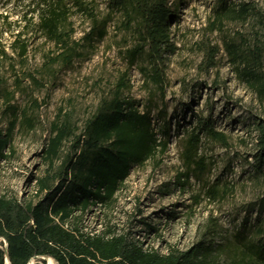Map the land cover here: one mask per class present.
Segmentation results:
<instances>
[{"label":"rangeland","instance_id":"374dc122","mask_svg":"<svg viewBox=\"0 0 264 264\" xmlns=\"http://www.w3.org/2000/svg\"><path fill=\"white\" fill-rule=\"evenodd\" d=\"M40 1L0 0V44L6 51L0 56V133L12 129L7 155L0 159V196L37 200L38 180L52 168L45 149L58 115L81 129L123 82L122 94L151 110L156 130L169 125L168 149L158 163L132 165L114 201L92 205L74 223L87 231L130 232L161 253L201 241L215 249L222 264L235 255L239 241H264V93L253 89L244 65L234 62L227 48L233 42L250 57L260 22L253 17L216 22L222 2H255L264 10V0H169L174 50L165 57L164 94L141 71L146 54L135 61L129 57L138 33L116 15L103 38L85 37L92 20L72 0L67 27L80 41L81 56L68 66L50 64L60 49L37 27ZM87 2L102 23L107 0ZM208 49L215 52L212 65L205 61ZM199 119L210 121L227 142L203 133L196 157L203 161L189 168L183 151ZM70 146L71 140L63 143L53 170ZM35 262L44 264L41 257L29 264Z\"/></svg>","mask_w":264,"mask_h":264},{"label":"trees","instance_id":"16d2710c","mask_svg":"<svg viewBox=\"0 0 264 264\" xmlns=\"http://www.w3.org/2000/svg\"><path fill=\"white\" fill-rule=\"evenodd\" d=\"M72 2L92 20V30L85 36L91 35V39L103 38L108 21L120 15L124 26L133 28L139 36L138 43L130 50V59L135 61L146 54L147 65L141 71L164 94L165 57L174 50L169 0H107V14L102 23L87 0ZM38 15L39 31L60 49L50 58V64H72L81 56V44L73 38V28L67 27L71 16L69 1L41 0ZM250 17L260 22L261 31L259 42L249 49L250 57L244 56L247 52L233 42H228L227 48L234 62L244 65L243 75L253 89L264 93V10L255 2L237 5L222 2L216 22L247 21ZM4 54L5 48L0 44V56ZM214 57L215 52L208 49L207 65L214 63ZM123 88L125 84L121 82L110 99L100 102L81 129L69 116L58 115L45 149L46 159L53 168L66 140H71V149L57 170L48 169L38 180L41 196L37 200L21 202L0 196V264H29L33 258L43 256L53 258L58 264H222L215 249L201 241L186 250L161 253L145 248L130 232L117 233L111 228L87 231L74 223L92 205L111 204L132 165H144L149 160L158 163L168 149L169 125L156 130L151 110L141 109L137 100L124 96ZM11 130L0 133V159L7 155ZM260 130L261 159H264V124ZM203 133L223 144L227 142L225 134L217 131L210 121L197 120L183 151L189 168L203 161L196 159ZM224 264H264V241H239L237 252Z\"/></svg>","mask_w":264,"mask_h":264},{"label":"bare ground","instance_id":"6f19581e","mask_svg":"<svg viewBox=\"0 0 264 264\" xmlns=\"http://www.w3.org/2000/svg\"><path fill=\"white\" fill-rule=\"evenodd\" d=\"M48 258V264H55V260L51 257H47Z\"/></svg>","mask_w":264,"mask_h":264},{"label":"water","instance_id":"95a60500","mask_svg":"<svg viewBox=\"0 0 264 264\" xmlns=\"http://www.w3.org/2000/svg\"><path fill=\"white\" fill-rule=\"evenodd\" d=\"M42 258H43V259H47V257H45V256H43Z\"/></svg>","mask_w":264,"mask_h":264}]
</instances>
